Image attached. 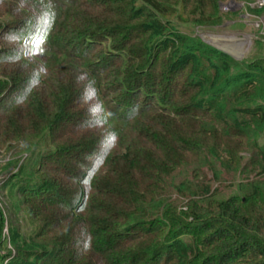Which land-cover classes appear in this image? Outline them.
I'll use <instances>...</instances> for the list:
<instances>
[{"label":"trees","instance_id":"obj_1","mask_svg":"<svg viewBox=\"0 0 264 264\" xmlns=\"http://www.w3.org/2000/svg\"><path fill=\"white\" fill-rule=\"evenodd\" d=\"M220 1L0 0L2 187L35 225L0 264H264V56L177 24Z\"/></svg>","mask_w":264,"mask_h":264},{"label":"rangeland","instance_id":"obj_2","mask_svg":"<svg viewBox=\"0 0 264 264\" xmlns=\"http://www.w3.org/2000/svg\"><path fill=\"white\" fill-rule=\"evenodd\" d=\"M252 2L253 0H247L246 2L242 0H222L219 2L218 13H213V10L209 7L205 8L204 18L195 13H188L193 7L192 5L189 7V4H187L188 10L185 9L181 14V19L177 20V24L183 33L200 38L220 50H225L236 60L264 56V14L255 13L253 10L258 7H254ZM226 6L229 8L227 9ZM249 7L253 10H250ZM11 155L6 148H0V228L3 227L2 239L6 240L4 246L7 245L8 249L12 251L13 248L9 243L10 226L12 224L20 226L22 231L27 233L33 230L35 225L29 220L27 222L24 220L25 212L18 207L19 199L14 198L17 206L13 208L10 204L11 200H9L6 191L3 190L2 184L17 171V167L8 165ZM241 155L246 156V159L251 156V154L245 152ZM190 173L191 169L186 167V169H182L181 174H177L175 179L177 182L182 181L184 178L190 177ZM222 176L223 179L221 178L220 183L213 182L212 184L213 186H220L218 197L227 198L235 193L231 183L237 182L238 179L235 178L234 173H228L226 170H224ZM172 195L174 199L178 197L175 193ZM184 202H187V200ZM2 251L6 252L7 249L5 247L0 248V252ZM86 253L89 252L86 251Z\"/></svg>","mask_w":264,"mask_h":264},{"label":"built area","instance_id":"obj_3","mask_svg":"<svg viewBox=\"0 0 264 264\" xmlns=\"http://www.w3.org/2000/svg\"><path fill=\"white\" fill-rule=\"evenodd\" d=\"M252 3L254 4V7L264 8V0H253ZM252 3H251V4H252ZM250 7H252V6L250 5ZM226 8L228 9L229 7L226 6ZM252 8H253V7H252Z\"/></svg>","mask_w":264,"mask_h":264},{"label":"water","instance_id":"obj_4","mask_svg":"<svg viewBox=\"0 0 264 264\" xmlns=\"http://www.w3.org/2000/svg\"><path fill=\"white\" fill-rule=\"evenodd\" d=\"M222 51L226 52L225 50H222ZM226 53H227V52H226Z\"/></svg>","mask_w":264,"mask_h":264}]
</instances>
